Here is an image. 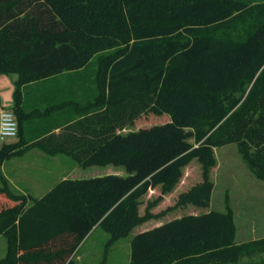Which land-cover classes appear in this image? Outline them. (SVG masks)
<instances>
[{"label": "trees", "instance_id": "1", "mask_svg": "<svg viewBox=\"0 0 264 264\" xmlns=\"http://www.w3.org/2000/svg\"><path fill=\"white\" fill-rule=\"evenodd\" d=\"M0 74L18 76L19 134L35 114L64 113L63 130L35 145L127 170L31 198L4 175L20 151L1 142L0 264H76L93 230L130 232L146 219L128 223L133 204L220 146L236 143L264 180V0H0ZM63 75L74 97L28 112L22 87ZM147 111L171 120L119 133ZM236 233L229 209L185 213L134 233L129 264H240L264 239L237 243Z\"/></svg>", "mask_w": 264, "mask_h": 264}, {"label": "rangeland", "instance_id": "2", "mask_svg": "<svg viewBox=\"0 0 264 264\" xmlns=\"http://www.w3.org/2000/svg\"><path fill=\"white\" fill-rule=\"evenodd\" d=\"M13 76L16 75L0 74V98L2 100L0 108H10L14 103L13 96L16 87L15 83L12 82ZM170 120L169 114L158 115L152 111H147L132 125L120 130L119 133L126 134L130 131H138L141 128L164 124ZM9 143L20 151V153L12 154L11 158L26 150V148L23 149V145H19L18 139ZM2 145L0 142V146ZM16 145L19 147L16 148ZM34 156L37 157L33 163L34 168L20 171L29 176L31 180L17 181L20 187H27L32 191L33 194H28L31 198L41 199L56 182L67 174L70 178L76 176V179L111 173L127 175L124 166L114 164L80 167L74 171L72 165H75V161H70V159L63 160L61 164L66 168L65 171L52 167L48 169V164L43 161V156ZM15 165L12 166L11 164L10 167L14 169ZM13 172L20 173L16 169ZM2 186L3 181L0 179V187ZM10 186L15 191L22 193L12 183ZM185 199H189V201L184 202ZM209 209L231 210L234 213L236 226L238 225L237 231L239 228L243 237H246L244 238L246 240L239 243L254 241L249 238V223L256 214L259 216L264 209V180L260 179L243 159L236 143L217 147L211 157L194 161L180 175L167 184L149 191L140 201L133 204L129 209L128 223L135 219L139 220L144 217L146 219L138 223L130 232L122 234L117 239H112L113 234L111 232L101 226L97 227L82 243L74 256V260L76 264H129L131 259L130 243L134 233L185 213H197ZM125 228L124 226L122 230ZM7 249L8 238L3 234L0 236V260L6 256ZM260 252H264V244L245 249L241 253L240 264L264 262Z\"/></svg>", "mask_w": 264, "mask_h": 264}, {"label": "crops", "instance_id": "3", "mask_svg": "<svg viewBox=\"0 0 264 264\" xmlns=\"http://www.w3.org/2000/svg\"><path fill=\"white\" fill-rule=\"evenodd\" d=\"M15 75L16 76L12 77V82L14 83L16 82L18 78L17 74ZM68 85H69V81H67V78L64 75L59 76L56 79H51V80L49 79V80L32 82V83L26 84L22 87L23 106L28 109V112H31L36 106H40L41 112H42L43 106L45 105L47 98H50L52 100H60V101L63 99H67V98L72 99V97H74V93L69 91ZM77 95H80L79 91L77 92ZM12 106L9 109H12ZM64 119H65L64 113H62L59 117L58 115H56L55 118L51 120H49L48 117L43 116V114H39V115L35 114L24 123V128H23L22 133L19 134L18 137L15 139H18L19 143L23 145V149L26 148V150L23 151V153L16 155V157L14 156L12 158L10 157L6 159L3 164L4 175L9 180V182L12 183L20 192L25 193L27 195L33 194L32 191L29 190L27 187H23V188L20 187L17 181L25 180V179L31 180L29 176H26L25 174L21 172L24 170H29V169L34 168L33 163L37 158L34 155L43 156L42 157L43 161L48 164V169L52 167L56 169L58 168L63 169L65 171L66 168L63 167V165L61 164L63 160L65 161L68 159H70V161L71 160L75 161V165H72L74 167V171L77 168L82 167L79 163H77L76 160H74V158L71 155L67 153H61V152L48 153L41 146L34 144L35 142H37L39 139L43 137H48L52 134H59L65 127L64 125L66 124V122ZM50 129H52L51 132H47ZM15 139H12L8 142H11ZM11 164L12 166L16 164L14 169H16L19 172L21 171V172L14 173L13 172L14 169L10 167ZM63 175H66V174H63ZM67 175L64 176L58 182H56L52 186V188L57 183L62 181L63 179L70 178ZM72 178H76V176ZM254 218L251 220V223H249V228H250V230L248 231L249 238L251 240H260L264 238V209L262 210V213L259 214V216L258 214H256ZM244 238L246 237H243L242 233L240 232L238 228L236 241L239 243L241 241L246 240ZM260 253H261L260 255L263 256L262 258H264V252H260Z\"/></svg>", "mask_w": 264, "mask_h": 264}, {"label": "built area", "instance_id": "4", "mask_svg": "<svg viewBox=\"0 0 264 264\" xmlns=\"http://www.w3.org/2000/svg\"><path fill=\"white\" fill-rule=\"evenodd\" d=\"M19 135V122L13 109H0V142H8Z\"/></svg>", "mask_w": 264, "mask_h": 264}, {"label": "water", "instance_id": "5", "mask_svg": "<svg viewBox=\"0 0 264 264\" xmlns=\"http://www.w3.org/2000/svg\"><path fill=\"white\" fill-rule=\"evenodd\" d=\"M2 105V100H1V98H0V106Z\"/></svg>", "mask_w": 264, "mask_h": 264}]
</instances>
